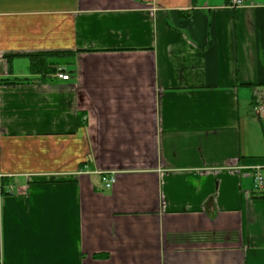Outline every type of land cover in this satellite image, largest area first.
I'll use <instances>...</instances> for the list:
<instances>
[{
    "label": "crops",
    "instance_id": "obj_1",
    "mask_svg": "<svg viewBox=\"0 0 264 264\" xmlns=\"http://www.w3.org/2000/svg\"><path fill=\"white\" fill-rule=\"evenodd\" d=\"M244 2L0 0L1 264H264V0Z\"/></svg>",
    "mask_w": 264,
    "mask_h": 264
},
{
    "label": "built area",
    "instance_id": "obj_2",
    "mask_svg": "<svg viewBox=\"0 0 264 264\" xmlns=\"http://www.w3.org/2000/svg\"><path fill=\"white\" fill-rule=\"evenodd\" d=\"M244 0H229V5L231 6V8H239L244 6ZM56 76L59 80L62 81H69L70 80V75L67 74L62 68H58L57 72H56ZM258 97V101L255 103V113L257 115H259V113L262 111L263 109V102H264V95H256ZM102 177V182L105 186L106 189H111L116 181L115 176L114 175H107V174H103L101 175ZM254 179H255V184H256V191H261L264 189V177L261 174V171L259 169L256 170V172L254 173ZM1 264V262H0Z\"/></svg>",
    "mask_w": 264,
    "mask_h": 264
},
{
    "label": "trees",
    "instance_id": "obj_3",
    "mask_svg": "<svg viewBox=\"0 0 264 264\" xmlns=\"http://www.w3.org/2000/svg\"><path fill=\"white\" fill-rule=\"evenodd\" d=\"M28 59L31 60V69L34 74H43L44 76L52 70L53 65L49 62L50 55H27ZM11 61L12 57L8 56Z\"/></svg>",
    "mask_w": 264,
    "mask_h": 264
}]
</instances>
